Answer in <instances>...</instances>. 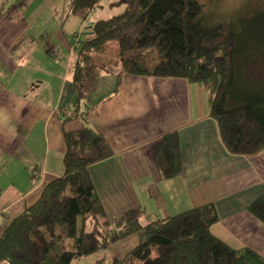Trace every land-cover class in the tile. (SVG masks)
<instances>
[{
	"label": "trees",
	"instance_id": "1",
	"mask_svg": "<svg viewBox=\"0 0 264 264\" xmlns=\"http://www.w3.org/2000/svg\"><path fill=\"white\" fill-rule=\"evenodd\" d=\"M76 2L86 14L99 0ZM114 5H123L122 12L83 30L72 71L78 103L84 98L81 85L101 74L185 79L206 93L209 115L233 155L264 147V10L226 23L213 21L199 0H117ZM60 112L62 124L76 118L81 123L63 134L64 173L8 221L0 236V264H70L134 234L137 242L111 264H173L181 245H187L184 264H264L253 250H235L210 233L217 221L211 203L143 225L133 209L108 216L87 168L113 153L86 126L87 111L79 112L78 104ZM150 152L164 178L180 176L174 137L153 143ZM248 212L264 224V197Z\"/></svg>",
	"mask_w": 264,
	"mask_h": 264
},
{
	"label": "crops",
	"instance_id": "2",
	"mask_svg": "<svg viewBox=\"0 0 264 264\" xmlns=\"http://www.w3.org/2000/svg\"><path fill=\"white\" fill-rule=\"evenodd\" d=\"M30 1L0 0V236L50 180L63 175V134L81 123L76 118L62 124L59 113L78 104L79 112L87 111L86 126L113 153L87 168L108 216L133 209L143 225L211 203L217 221L210 233L264 259V224L248 212L264 196V151L233 155L209 115L206 93L185 79L101 74L81 85L78 103L73 70L51 59L61 37L56 33L49 44L35 45L33 11L45 0ZM98 8L100 0L92 10ZM52 11L45 6L44 17H53ZM81 19L79 14L76 23ZM172 136L181 174L164 178L150 147Z\"/></svg>",
	"mask_w": 264,
	"mask_h": 264
},
{
	"label": "rangeland",
	"instance_id": "3",
	"mask_svg": "<svg viewBox=\"0 0 264 264\" xmlns=\"http://www.w3.org/2000/svg\"><path fill=\"white\" fill-rule=\"evenodd\" d=\"M68 0H45L40 9H35L34 14L37 19L31 22V36L35 37V45L49 44V38L61 37V42H57V56L51 58L56 64H62L64 70L68 69L71 73L77 60V51L81 41L84 40L83 30L87 24H91L97 20L108 19L119 14L123 5H113L115 0H100V8L92 10L88 15L84 9L80 8L76 3L73 4ZM204 5L205 11L213 19V21L231 23L235 21L239 23L254 12L264 10V0H199ZM17 3H31L30 0H16ZM53 9V17H44L43 8ZM94 11V12H93ZM81 15L86 20H80L76 23L77 16ZM55 40V39H54ZM36 61H46V57L32 58ZM253 70V69H252ZM258 76V75H257ZM174 137V136H172ZM176 142V139H175ZM264 151V147L255 153L248 155L254 156L258 152ZM262 151V152H263ZM243 156V157H248ZM257 156V155H256ZM155 160V158H154ZM156 163V160H155ZM157 166V165H156ZM37 173H34L36 175ZM264 197L263 195H261ZM10 221V220H9ZM5 230V229H4ZM137 242V235L134 234L127 239L117 241L104 250L97 251L85 257L72 260L70 264H111L114 258L122 257L130 246ZM185 248L187 245H181L174 253L173 264H184Z\"/></svg>",
	"mask_w": 264,
	"mask_h": 264
},
{
	"label": "bare ground",
	"instance_id": "4",
	"mask_svg": "<svg viewBox=\"0 0 264 264\" xmlns=\"http://www.w3.org/2000/svg\"><path fill=\"white\" fill-rule=\"evenodd\" d=\"M34 174V173H33Z\"/></svg>",
	"mask_w": 264,
	"mask_h": 264
}]
</instances>
